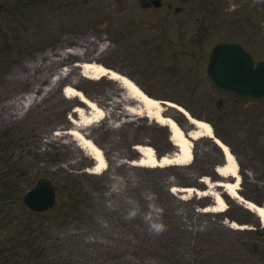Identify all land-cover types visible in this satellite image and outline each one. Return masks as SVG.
Instances as JSON below:
<instances>
[{
    "label": "rangeland",
    "instance_id": "1",
    "mask_svg": "<svg viewBox=\"0 0 264 264\" xmlns=\"http://www.w3.org/2000/svg\"><path fill=\"white\" fill-rule=\"evenodd\" d=\"M220 42H238L256 60L264 59V0H0V179L16 163L26 192L50 180L58 193L53 211L59 214L52 223L53 214L31 217L15 206L0 232L34 223L43 250L36 260H5L9 244L0 238V264H264V223L224 189L202 182L223 180L216 167L224 164V154L216 143L193 140L190 165H130L140 157L134 146L154 147L153 138L166 153L177 152L168 128L144 112L125 110L134 101H117L122 86L82 77L70 66L79 57L67 52L84 47L100 53L106 46L102 65L150 97L174 102L209 123L238 163L240 194L264 206V100L237 97L212 82L207 66ZM35 64L41 67L31 68ZM66 69L78 79L76 89L111 111L112 119L88 131L107 154L109 167L100 174L90 172L95 161L89 151L62 132L78 119L72 111L76 99L62 92L66 81L43 92ZM28 95L34 99L23 112L18 102ZM163 106L186 132L194 129L184 114ZM173 187L212 193L186 196ZM216 191L227 210L203 212L215 205ZM69 194L74 203L61 208ZM13 203L8 194L0 197L1 208ZM232 222L246 228L233 229Z\"/></svg>",
    "mask_w": 264,
    "mask_h": 264
},
{
    "label": "bare ground",
    "instance_id": "2",
    "mask_svg": "<svg viewBox=\"0 0 264 264\" xmlns=\"http://www.w3.org/2000/svg\"><path fill=\"white\" fill-rule=\"evenodd\" d=\"M92 44L93 42L91 41L90 45ZM107 48L106 46H100L97 49L100 53H95L91 48L85 49L84 47L80 49H68L67 52L69 55L77 56L80 59L78 62L72 63L70 65L71 68H74L78 74L86 79L100 80L102 78H108L112 81L118 82L122 86V90H117L120 98L119 100L117 99V101H124L126 99L134 101L132 104L127 102V106H123L124 109L131 114L138 116H142L144 112L146 117L152 118L159 125L168 128L171 136V142L177 149V152L165 155L160 160L153 147L138 144L134 147V149L140 154V157L138 160L131 161L129 164L148 168L190 165L194 159V145L191 139L198 140L202 137H208L216 143L224 154V164L216 167L217 174L221 176L223 180L213 182L208 177H205L202 179V182L208 185V187L211 186L224 189V193L230 196V198L238 199L244 208L254 212L259 217L260 221L264 223V206H260L250 200H247L240 194L241 175L238 163L229 148L216 137L212 126L205 121L193 117L182 106L174 102L165 101L164 103L166 104L164 105L172 107L184 114L190 124L194 126L192 131L184 132L180 125L172 117L165 115V107L162 104V100L150 97L129 77L117 72L116 70L107 68L99 62L101 53H103ZM40 67L41 65L39 64L31 66V68L34 69ZM70 71L71 69H66V71L61 72L57 71L49 84V86L52 87H48L46 89L44 88L43 92H48L62 81H66V86L63 88L62 92L64 97L76 99V107L72 111L78 119L71 120L68 130L62 132L64 135L71 136L79 140L81 147L89 151V154L95 161L94 167L90 170V172L93 174H100L108 169V160L105 156V152H103V150L95 144L91 138H89L88 131L92 128V126H95V124L102 122L105 119H112L111 111L109 108L103 106L101 99H92L85 95L82 91L76 89L78 79L74 76H70ZM38 78L39 79L37 80L45 79L43 75ZM33 99V96L28 95L24 97V101L20 100L18 102V104L22 106L21 110L23 112L27 111V109L31 106ZM123 121L124 120L121 119L120 121L114 122V127L121 126ZM55 135L59 136L60 133L56 132ZM230 179H233V181L230 182ZM172 192L182 193L186 196L200 194L202 196H206L211 195L212 193L200 191L192 187H173ZM213 193L215 205L205 207L202 211L224 213L227 210V201L225 197L218 191ZM231 227L237 230L246 228V226H241L235 222L231 223Z\"/></svg>",
    "mask_w": 264,
    "mask_h": 264
},
{
    "label": "water",
    "instance_id": "3",
    "mask_svg": "<svg viewBox=\"0 0 264 264\" xmlns=\"http://www.w3.org/2000/svg\"><path fill=\"white\" fill-rule=\"evenodd\" d=\"M207 74L218 88L226 92L239 97L264 100V59L256 60L238 42H220L214 45ZM162 102L166 104L165 101ZM23 201L30 211L44 213L55 207L57 191L51 181L39 180L25 193Z\"/></svg>",
    "mask_w": 264,
    "mask_h": 264
},
{
    "label": "trees",
    "instance_id": "4",
    "mask_svg": "<svg viewBox=\"0 0 264 264\" xmlns=\"http://www.w3.org/2000/svg\"><path fill=\"white\" fill-rule=\"evenodd\" d=\"M175 119L178 121L176 117ZM21 170L22 169L19 164L11 163L9 165L8 175H6L4 179H2L4 181L0 179V197L4 195L5 199V194H8L9 199L11 198L14 202H16V205L13 203L12 205H9L10 207H8V205H4L2 206V208L0 207V222L4 219L6 220L7 217L11 214V210H14L15 206H18L24 209V211L31 217L43 216L50 218L53 214V218L50 220L52 223H57L58 221L56 220L58 219L59 214H56L53 209L46 213H33L25 207L23 202V195L27 190V183H21V181L19 180L21 175L23 174L20 173ZM7 178H9V181H5ZM17 179L18 182H16ZM73 203L74 198L69 194L63 199V206H61V208H64L65 205L66 207H68V205H72ZM30 219L31 218H29V221ZM33 226L34 223H32V225L28 224V228L23 230H15V228H17L16 226L11 227V231L8 226H5L4 229H2V231L0 232V238L3 239L4 242L7 239V243L9 244V247L7 248L8 254L7 256H5V260H10L11 257L16 256L30 261L40 258L43 248L40 245L41 242L37 234L39 228L34 229ZM255 234L259 235L260 233L256 232ZM17 250L18 252H16ZM1 252L2 245L0 247V254Z\"/></svg>",
    "mask_w": 264,
    "mask_h": 264
},
{
    "label": "flooded vegetation",
    "instance_id": "5",
    "mask_svg": "<svg viewBox=\"0 0 264 264\" xmlns=\"http://www.w3.org/2000/svg\"><path fill=\"white\" fill-rule=\"evenodd\" d=\"M39 27V26H38ZM41 30H43L42 28H41ZM51 30V32L54 30V28L53 29H50ZM54 32V35L56 34V31H53ZM58 33V32H57ZM38 38L39 39H42L43 38V33L41 32V35H39L38 34ZM117 70H119V71H121V72H123V70H121V69H119V68H117ZM220 104H222V102H220ZM118 116H119V113L118 112H116V117H114V118H118ZM120 118V117H119ZM151 136H153L152 134H151ZM90 137V136H89ZM92 139V138H91ZM93 140V139H92ZM155 139L153 138V139H151V142H152V144H153V146L155 147V150H156V154H157V156L158 157H161L163 154H166V151H167V148L166 147H162V146H160V145H158V144H156V142L154 141ZM93 142H95L94 140H93ZM95 144H97L96 142H95ZM98 146H99V144H97ZM104 152H105V150H104ZM105 154H106V152H105ZM106 156H107V154H106Z\"/></svg>",
    "mask_w": 264,
    "mask_h": 264
},
{
    "label": "clouds",
    "instance_id": "6",
    "mask_svg": "<svg viewBox=\"0 0 264 264\" xmlns=\"http://www.w3.org/2000/svg\"><path fill=\"white\" fill-rule=\"evenodd\" d=\"M154 227H156L157 229H159V228L163 227V225L156 224V225H154Z\"/></svg>",
    "mask_w": 264,
    "mask_h": 264
}]
</instances>
